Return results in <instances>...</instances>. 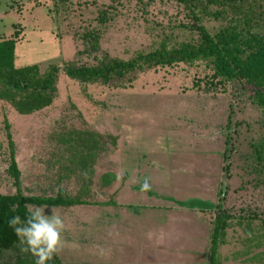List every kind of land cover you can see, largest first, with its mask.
I'll use <instances>...</instances> for the list:
<instances>
[{
    "label": "rangeland",
    "instance_id": "obj_1",
    "mask_svg": "<svg viewBox=\"0 0 264 264\" xmlns=\"http://www.w3.org/2000/svg\"><path fill=\"white\" fill-rule=\"evenodd\" d=\"M188 24L187 12L166 0H0V41L15 27L22 32L14 66L60 69L50 106L21 114L0 100V194L15 191L7 172L10 136L23 194L63 189L98 205L83 244H63L56 253L62 264H208L218 206L231 219L216 263L264 264V160L256 154L264 145V118L254 89L236 82L207 89L203 79L211 72L204 62L106 86L80 84L62 72L71 62L91 66L102 55L127 60L163 39L186 40L181 25ZM90 33L98 37L96 50ZM65 167L77 173L64 178ZM105 174L115 178L109 186ZM145 180L146 192L140 190ZM118 198L131 206L111 209L121 219L109 231L104 206ZM68 237L77 240L63 231L64 242ZM20 248L1 253L0 264L26 255Z\"/></svg>",
    "mask_w": 264,
    "mask_h": 264
},
{
    "label": "trees",
    "instance_id": "obj_2",
    "mask_svg": "<svg viewBox=\"0 0 264 264\" xmlns=\"http://www.w3.org/2000/svg\"><path fill=\"white\" fill-rule=\"evenodd\" d=\"M181 6L190 18V24L181 25L189 33L186 40L170 42L163 39L156 46L136 52L127 60L102 55L94 65L71 62L65 64L62 72L80 84L110 85L112 82H132L138 73L156 68L172 67L178 64L194 65L204 62L210 70L203 82L207 89L224 87L236 82L254 89L252 100L261 110L264 118V0H166ZM105 22L104 13L99 15ZM206 21L218 26L209 31ZM20 28L10 39L0 41V100L8 102L17 112L26 114L51 105L56 97V83L60 69L49 65L40 72L37 65L16 68L14 66L15 44L21 38ZM97 35L86 36L91 50L97 49ZM194 86L198 87L199 82ZM10 162L7 169L15 189L13 194H0V254L16 250L20 245L7 221L13 216L23 220L27 214L26 204L44 207H70L89 204L80 197H69L63 189L54 195H25L20 189V171L13 157V143L8 136ZM264 145L256 150L257 160L263 161ZM68 161L71 163V157ZM82 154H79L80 162ZM79 166V165H77ZM81 166V165H80ZM76 167H65V177L75 174ZM227 167L224 169L227 172ZM60 177H58L59 179ZM109 175L102 176L106 185ZM213 223L208 264H217L219 243L228 227L230 215L217 207ZM9 264V263H6ZM14 264H35V258L26 253ZM49 264H62L56 255Z\"/></svg>",
    "mask_w": 264,
    "mask_h": 264
},
{
    "label": "clouds",
    "instance_id": "obj_3",
    "mask_svg": "<svg viewBox=\"0 0 264 264\" xmlns=\"http://www.w3.org/2000/svg\"><path fill=\"white\" fill-rule=\"evenodd\" d=\"M120 177L118 176L117 179ZM150 185L145 180L141 191H148ZM27 214L22 220L13 216L7 221L21 248L20 251L29 253L35 258V264H49L53 256L62 248L64 241L62 233L64 223L62 218L51 209V215H45V207L26 204Z\"/></svg>",
    "mask_w": 264,
    "mask_h": 264
},
{
    "label": "crops",
    "instance_id": "obj_4",
    "mask_svg": "<svg viewBox=\"0 0 264 264\" xmlns=\"http://www.w3.org/2000/svg\"><path fill=\"white\" fill-rule=\"evenodd\" d=\"M105 175H107V174H105ZM114 180H115L114 177L109 176V182L105 186H109L110 184L113 183ZM129 203H131V202H125L124 200L121 201V199L118 198L115 204L113 202H109V203L105 204V206H104V209L106 212V214H105L106 225L105 226H106L107 230L110 231V229L114 228V222L117 221L119 218L121 219V217L115 216L114 212L111 211V209L116 207L119 209L121 208L123 211V208L125 209L127 206H131V204H129ZM97 208H98V205H95V203H93V202H91L89 204H85V205H75V206H70V207H45V215H51V209L56 214H58L63 220L64 231L66 230L68 233L70 232L72 234V237L75 236V238L77 239L74 242H70V237H68L67 238L68 240L66 242H64V245L76 246L75 244H79V245L83 244V242H81L80 239L84 238V234H85V236H87V233L89 234V231L87 228V227H90V223H89L90 221L89 220L96 217L95 214L98 212ZM125 217H127V216L123 215L122 218H124V220H125ZM76 235H78V236L76 237ZM86 238H88V237H86ZM63 239H64V241L66 240V238H63ZM154 247H152V249L154 251H155V249L160 250L161 245H159V246L154 245ZM168 249H170V247H168ZM171 252L173 253V251H171ZM107 258H108V260H107L108 263H110L109 261L112 262L111 254H108ZM114 263H112V264H114ZM119 264H127V263L126 262L123 263L122 261L120 262V260H119ZM148 264H154V263L149 262ZM175 264H177V263H175ZM191 264H194V263L191 262Z\"/></svg>",
    "mask_w": 264,
    "mask_h": 264
},
{
    "label": "water",
    "instance_id": "obj_5",
    "mask_svg": "<svg viewBox=\"0 0 264 264\" xmlns=\"http://www.w3.org/2000/svg\"><path fill=\"white\" fill-rule=\"evenodd\" d=\"M224 192H225V183L223 184L222 196L224 195Z\"/></svg>",
    "mask_w": 264,
    "mask_h": 264
}]
</instances>
